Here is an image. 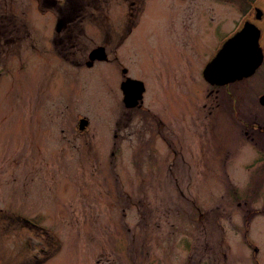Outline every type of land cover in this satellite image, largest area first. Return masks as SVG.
I'll list each match as a JSON object with an SVG mask.
<instances>
[{"label":"rangeland","instance_id":"1","mask_svg":"<svg viewBox=\"0 0 264 264\" xmlns=\"http://www.w3.org/2000/svg\"><path fill=\"white\" fill-rule=\"evenodd\" d=\"M142 2L117 44L123 0L61 32L53 5L0 0V264H264V148L202 77L243 4Z\"/></svg>","mask_w":264,"mask_h":264},{"label":"flooded vegetation","instance_id":"2","mask_svg":"<svg viewBox=\"0 0 264 264\" xmlns=\"http://www.w3.org/2000/svg\"><path fill=\"white\" fill-rule=\"evenodd\" d=\"M91 1L94 0H37L38 5L47 3L49 5H53L55 8V16H54V23L55 27L58 23L60 25V29L58 32H61L63 30L77 28V26H80L84 21L87 19V17H93L96 14L100 13V8L91 7L90 5ZM103 2H107L108 0H102ZM182 1V0H181ZM240 2L241 8H243L245 19L241 23V26L237 28L238 30L242 28L244 23L250 22L253 25H255L257 28H259V46H261L262 49V56L263 59L256 68V70L250 74L248 77H243L239 80H236L234 82H230L226 85H211L215 88H223L224 92V100L226 102H229V111L232 112L233 115V121L237 124V131H239L241 134L243 133L245 135V138L249 142H253L255 145H259L262 148H264V111L261 113L256 108L264 109V104L261 102V97L264 96V46L262 45L263 40V24H260L264 19V7L263 3H259L260 0H238ZM123 3L125 4L126 12L124 13V16L122 19H120V23L118 24L119 32L116 34L117 37L114 38L115 43H120V41H123L129 34V31L127 34H124V29H128L131 26L137 24V21L139 19L138 16L140 14V11H142L143 8V2L142 0H123ZM99 10V11H98ZM98 11V13H97ZM137 17V18H136ZM106 25H108V22L105 23V29ZM131 27V28H132ZM55 29V28H54ZM237 31V30H236ZM235 32V31H234ZM113 40V39H112ZM105 48V43L104 45ZM109 59H106L104 61L108 62ZM103 61V60H100ZM96 61V62H100ZM72 65L75 66H82V62L79 60H72ZM94 65V64H92ZM260 67H263L262 70L258 73V70ZM125 68H122L121 73H125ZM252 78V79H251ZM230 84H237L239 86L240 95L237 100V95L235 90H230L229 85ZM243 94V96H242ZM250 94L249 98L247 95ZM243 99L246 100V105L243 106L242 102ZM240 102V105H239ZM238 103V104H237ZM253 109V110H252ZM264 150V149H263ZM258 161L259 158L257 159ZM264 160V155L261 158V161ZM209 220V219H207ZM207 221H203V223H206ZM34 225V224H33ZM204 226L203 224H201ZM197 241L199 239L197 238ZM43 253L42 256H32L31 262H34L33 264H41L42 262H46L48 257L51 255H44V252L46 250L42 249ZM25 262L20 263H14V264H24Z\"/></svg>","mask_w":264,"mask_h":264},{"label":"water","instance_id":"3","mask_svg":"<svg viewBox=\"0 0 264 264\" xmlns=\"http://www.w3.org/2000/svg\"><path fill=\"white\" fill-rule=\"evenodd\" d=\"M57 23L55 31H59ZM259 28L250 22L244 23L231 37L219 47L217 53L202 69V77L211 85H226L243 77H248L260 65L263 56L259 46ZM104 46L89 51L85 64L90 67L94 60H106ZM122 102L128 108H134L142 98L144 85L137 79L127 77L121 83ZM264 104V96L261 98ZM86 118H81L79 128L87 124Z\"/></svg>","mask_w":264,"mask_h":264}]
</instances>
